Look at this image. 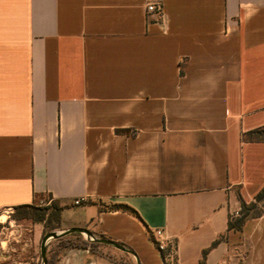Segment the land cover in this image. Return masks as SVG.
Listing matches in <instances>:
<instances>
[{"label": "crops", "instance_id": "obj_1", "mask_svg": "<svg viewBox=\"0 0 264 264\" xmlns=\"http://www.w3.org/2000/svg\"><path fill=\"white\" fill-rule=\"evenodd\" d=\"M263 127L264 0H0V212L53 202L135 254L73 233L55 264H264V207L229 228Z\"/></svg>", "mask_w": 264, "mask_h": 264}, {"label": "rangeland", "instance_id": "obj_2", "mask_svg": "<svg viewBox=\"0 0 264 264\" xmlns=\"http://www.w3.org/2000/svg\"><path fill=\"white\" fill-rule=\"evenodd\" d=\"M256 205L257 209L250 214L260 210L264 201ZM25 211L35 215L45 213L50 218L49 225L56 224V204L53 202L48 207L34 205L28 209L14 208L0 212V264H43L41 241L46 234L58 231L50 230L46 226L39 230L31 220L19 218ZM62 244L53 238L49 239L46 244V258L53 257L55 249Z\"/></svg>", "mask_w": 264, "mask_h": 264}, {"label": "trees", "instance_id": "obj_3", "mask_svg": "<svg viewBox=\"0 0 264 264\" xmlns=\"http://www.w3.org/2000/svg\"><path fill=\"white\" fill-rule=\"evenodd\" d=\"M245 137L251 141L264 142V127L247 133ZM262 201H264V187L256 195L254 203L247 205L246 203L241 202V216L237 217V218L230 219L229 228L230 229H241L245 220L251 215L250 213L252 211H254L255 209H257L256 204L259 202H262ZM54 204H56V203H54ZM30 207L31 206H29V205H25V206H20V207H16V208L17 209H28ZM263 207L264 206H262V208L260 210H258L257 212L253 213V215H259L262 212ZM110 209L122 210L124 212H128V213H131L134 215L137 214L133 209H131L130 207H128L126 205H114V206L110 207ZM59 211H60V208L56 204V212L57 213H56V224H55V226L49 225L50 218L45 213H40L38 215H35V214L31 213L30 211H25L23 213V215L19 218L31 220L33 223H43V225L46 226L47 228H49L50 230H54V229H57V223L59 220ZM47 223H48V225H46ZM74 235L79 237V241L77 243H72L73 245L80 246V247H90L92 249V248H94L100 244L98 242H88L86 240H83L81 234H79V233H75ZM149 236H150L151 240L154 242L155 246L159 249V242H157L150 234H149ZM101 238L107 239V237L103 236V235L101 236ZM60 241L63 244L66 243V242H63L62 239H60ZM214 245H215V243H214ZM172 250H173V248H172L171 244L166 245V248L164 250H160L162 258L165 259L167 257H171L170 255H171ZM54 254L55 255L53 257H47V264H55L57 255H56V253H54ZM205 255H206V251L203 252V256H205ZM173 259H174V257H173Z\"/></svg>", "mask_w": 264, "mask_h": 264}, {"label": "water", "instance_id": "obj_4", "mask_svg": "<svg viewBox=\"0 0 264 264\" xmlns=\"http://www.w3.org/2000/svg\"><path fill=\"white\" fill-rule=\"evenodd\" d=\"M73 233H79V234H82L83 236L86 235V239L90 242H98V243H102V244H106V245H110V246H113L121 251H124L126 253H129L131 255H134L135 254L133 253V251H131L130 249H127L126 247H124L123 245L113 241V240H110V239H105V238H96L93 236V234L86 230V229H83V228H73V229H69L65 232H61V233H58V232H50L48 234H46L42 241H41V258H42V261H43V264H47V258H46V244L48 242L49 239L53 238V239H59L65 235H68V234H73Z\"/></svg>", "mask_w": 264, "mask_h": 264}, {"label": "built area", "instance_id": "obj_5", "mask_svg": "<svg viewBox=\"0 0 264 264\" xmlns=\"http://www.w3.org/2000/svg\"><path fill=\"white\" fill-rule=\"evenodd\" d=\"M146 12L148 14H153L157 15L160 19H163L164 14H163V5L160 1H149L146 4ZM82 201L81 200H76L74 202L75 205H79ZM234 217H240L241 216V209L238 212H235ZM157 236L161 235L160 231L156 232ZM166 248V244L163 242H159V250H164Z\"/></svg>", "mask_w": 264, "mask_h": 264}]
</instances>
